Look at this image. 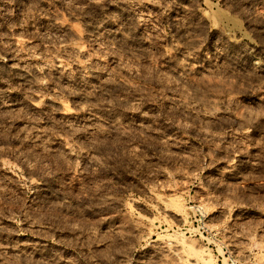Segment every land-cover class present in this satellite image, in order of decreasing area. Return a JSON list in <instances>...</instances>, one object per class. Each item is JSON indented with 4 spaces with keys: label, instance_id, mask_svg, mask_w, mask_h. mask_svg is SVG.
Instances as JSON below:
<instances>
[{
    "label": "rangeland",
    "instance_id": "374dc122",
    "mask_svg": "<svg viewBox=\"0 0 264 264\" xmlns=\"http://www.w3.org/2000/svg\"><path fill=\"white\" fill-rule=\"evenodd\" d=\"M0 264H264V0H0Z\"/></svg>",
    "mask_w": 264,
    "mask_h": 264
}]
</instances>
